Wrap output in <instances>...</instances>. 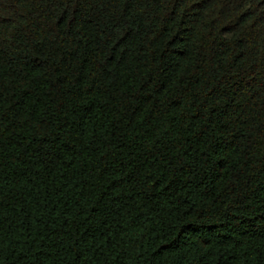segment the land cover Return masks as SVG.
I'll return each instance as SVG.
<instances>
[{
  "label": "trees",
  "instance_id": "obj_1",
  "mask_svg": "<svg viewBox=\"0 0 264 264\" xmlns=\"http://www.w3.org/2000/svg\"><path fill=\"white\" fill-rule=\"evenodd\" d=\"M0 264H264V0H0Z\"/></svg>",
  "mask_w": 264,
  "mask_h": 264
}]
</instances>
